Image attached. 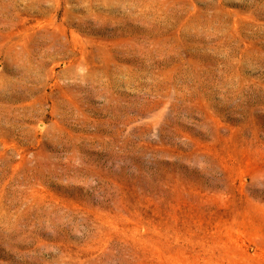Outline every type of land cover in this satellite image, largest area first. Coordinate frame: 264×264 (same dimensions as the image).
<instances>
[{
	"label": "rangeland",
	"instance_id": "374dc122",
	"mask_svg": "<svg viewBox=\"0 0 264 264\" xmlns=\"http://www.w3.org/2000/svg\"><path fill=\"white\" fill-rule=\"evenodd\" d=\"M0 264H264V0H0Z\"/></svg>",
	"mask_w": 264,
	"mask_h": 264
}]
</instances>
